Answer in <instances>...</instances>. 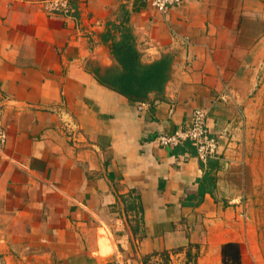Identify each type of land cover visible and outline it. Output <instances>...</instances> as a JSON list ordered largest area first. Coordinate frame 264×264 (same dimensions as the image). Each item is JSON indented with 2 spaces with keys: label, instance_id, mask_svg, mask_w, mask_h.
<instances>
[{
  "label": "crops",
  "instance_id": "0c3cea01",
  "mask_svg": "<svg viewBox=\"0 0 264 264\" xmlns=\"http://www.w3.org/2000/svg\"><path fill=\"white\" fill-rule=\"evenodd\" d=\"M75 21L36 0H0V260L7 264H221L247 230L224 172L239 162L264 0H70ZM185 38L184 43L181 39ZM164 61L136 103L104 85L114 52ZM207 111L218 141L203 163L158 135Z\"/></svg>",
  "mask_w": 264,
  "mask_h": 264
},
{
  "label": "rangeland",
  "instance_id": "374dc122",
  "mask_svg": "<svg viewBox=\"0 0 264 264\" xmlns=\"http://www.w3.org/2000/svg\"><path fill=\"white\" fill-rule=\"evenodd\" d=\"M253 92L244 113L240 159L224 172L227 197H236L247 230L244 244L248 264H264V53L254 69ZM0 264H7L0 260Z\"/></svg>",
  "mask_w": 264,
  "mask_h": 264
},
{
  "label": "built area",
  "instance_id": "2783aa9c",
  "mask_svg": "<svg viewBox=\"0 0 264 264\" xmlns=\"http://www.w3.org/2000/svg\"><path fill=\"white\" fill-rule=\"evenodd\" d=\"M151 7L160 13H165L169 8L178 5L182 0H149ZM37 5L48 17H59L64 20L75 21V8L70 0H36ZM184 43L185 38L181 39ZM147 102L140 101L136 103L137 110L141 111L147 107ZM207 111L203 108H195L191 111L189 119L182 127L169 135H158L157 144L162 148H176L188 143L194 148L195 157L200 162L216 158L218 141L209 131L206 125ZM6 140V130L0 117V150L3 148Z\"/></svg>",
  "mask_w": 264,
  "mask_h": 264
},
{
  "label": "trees",
  "instance_id": "16d2710c",
  "mask_svg": "<svg viewBox=\"0 0 264 264\" xmlns=\"http://www.w3.org/2000/svg\"><path fill=\"white\" fill-rule=\"evenodd\" d=\"M114 56L120 65V72L113 74L110 81L105 78L101 81L129 101H142L147 94L162 86L166 71L164 61L141 65L134 52L129 50H115ZM220 254L221 264H241L236 243L221 245Z\"/></svg>",
  "mask_w": 264,
  "mask_h": 264
}]
</instances>
